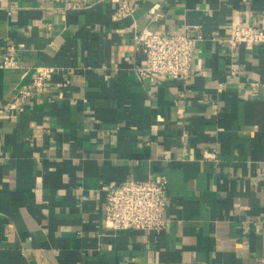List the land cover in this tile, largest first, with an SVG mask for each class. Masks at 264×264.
Returning <instances> with one entry per match:
<instances>
[{"label":"crops","instance_id":"crops-1","mask_svg":"<svg viewBox=\"0 0 264 264\" xmlns=\"http://www.w3.org/2000/svg\"><path fill=\"white\" fill-rule=\"evenodd\" d=\"M129 2L0 0V55L22 62L0 67V264H264V42L228 40L264 0ZM186 24L191 73L143 79L135 32ZM159 173L165 229L105 226V182Z\"/></svg>","mask_w":264,"mask_h":264},{"label":"built area","instance_id":"built-area-1","mask_svg":"<svg viewBox=\"0 0 264 264\" xmlns=\"http://www.w3.org/2000/svg\"><path fill=\"white\" fill-rule=\"evenodd\" d=\"M117 2L112 12L115 19L133 14L136 6L129 0ZM160 3L150 7L153 18L160 16ZM49 26L51 24L49 23ZM198 25L186 24L176 29L143 27L134 34L135 42L145 53L144 64L137 66L143 79L150 81L157 77L186 78L192 71L194 51L200 33ZM228 40L237 45L244 43L251 47L256 42H264V24L244 23L239 19L232 21ZM22 62L18 56V47L9 44L4 54L0 55V67H19ZM55 67L38 65L30 86L20 88L19 93L30 96L43 91L47 80ZM15 106V102L11 103ZM203 156L218 158L217 149H206ZM106 194L104 224L114 229L137 228L145 230H162L169 224L166 215V194L168 177L165 173L144 179L129 178L120 183L112 181L103 185Z\"/></svg>","mask_w":264,"mask_h":264}]
</instances>
